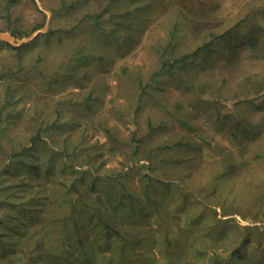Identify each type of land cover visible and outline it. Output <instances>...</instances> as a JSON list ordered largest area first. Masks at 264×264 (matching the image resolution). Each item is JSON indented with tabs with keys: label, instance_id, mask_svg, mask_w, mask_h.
Instances as JSON below:
<instances>
[{
	"label": "rangeland",
	"instance_id": "1",
	"mask_svg": "<svg viewBox=\"0 0 264 264\" xmlns=\"http://www.w3.org/2000/svg\"><path fill=\"white\" fill-rule=\"evenodd\" d=\"M7 2L0 0L1 31L23 39L46 28L20 46L0 39V172L23 147L34 152L22 159L39 164L37 174L16 165L3 185L30 193L48 174L46 188L35 192L50 201L69 175H116L106 180L110 187L98 185L104 196L107 187L121 191L124 178L144 202L132 209L140 216L127 202L108 214L125 235L124 254L83 201L75 207L80 236L66 223L73 241H88L103 264H264V0ZM96 14L95 22L89 16ZM172 29L176 57L208 41L209 32L221 35L186 69L156 74ZM139 138L134 155L130 140ZM174 143L181 144L156 148ZM149 155L159 161L155 170ZM148 173L154 186L155 179L167 185L150 189L157 210L144 192ZM24 176L36 187L19 184ZM87 187L82 197L92 203L96 192ZM55 202L46 210L52 221L69 210ZM131 220L142 223L128 232ZM23 222L33 233L28 241L47 224ZM53 225L43 236L50 247L67 238ZM149 228L152 236L143 234ZM24 259L23 248L9 256Z\"/></svg>",
	"mask_w": 264,
	"mask_h": 264
},
{
	"label": "trees",
	"instance_id": "2",
	"mask_svg": "<svg viewBox=\"0 0 264 264\" xmlns=\"http://www.w3.org/2000/svg\"><path fill=\"white\" fill-rule=\"evenodd\" d=\"M11 2H13V0H8L7 5H9V3ZM130 12L131 10L126 12L123 11L119 14L121 17H128L130 15ZM99 16V14H96L89 17L96 22ZM108 19L112 21L111 16H109ZM11 33L14 36H17L14 32ZM175 33V30L172 29L169 33L168 42L165 44L163 49L159 51L160 66L156 74L173 75L176 69H186L193 64L194 58H196L201 51H208L213 45L214 40L221 35H216L215 32H209L208 36L210 38L208 41L204 42L193 51L189 53H183L180 56L176 57L171 55V52L174 48ZM226 33L227 31H224V34ZM150 128L151 127H149V131ZM40 140V131L38 129L36 133L30 137V141L32 142L33 147L36 148L37 144L41 142ZM140 140V138L138 139V142H135L133 139L130 140L132 141L131 144L133 146L134 155L139 154L140 152L138 151V143L140 142ZM180 144L181 143H174L165 146L157 145L156 148L167 150L171 147L180 146ZM31 150L32 149L23 147L20 151L14 153L13 156L11 155L13 157L12 160L9 163H6L4 167H2L0 172V210H2V212L0 213V264H44L45 262H49L52 264H103L101 263V261H98V255L91 248L88 241H81V238H79L80 241H73L74 239L69 233V226H67L66 223L72 222L70 223V225H74V233L76 235L79 234L80 236V231H78L80 223L79 221H77V217L75 214V207L77 206V201L79 200L83 201L85 208L88 207L90 209V212L87 214L89 215V218L92 219L95 216L94 222L101 223L102 227L107 232H114L115 239L118 240L114 245V250L116 249L119 254H124L126 246L125 241H122V239H124L125 235L110 224L111 212L126 207L124 202H127L130 206H132L130 207L131 211H133L138 204L144 203L143 200L137 195H133L132 192H129V190L126 188L124 178L122 180L123 182L120 181L121 191L118 192L117 188L110 190L109 187L111 186V183L106 181L112 178H116V175L113 176L111 174H102L91 176L86 175L87 173H89L88 171H85L86 174L81 173L80 175H69L65 180L60 181V195L57 196L54 195V193H51L52 195H50V201L49 195H46L44 192L40 194L35 192V190H39L42 185H44L43 189L46 188L45 183L47 181L48 174H44V182L42 184L41 182L37 183V188L33 191H30V193L26 191H20L21 189L12 191L15 185H3V183L8 175L18 172L16 165L20 164L22 167L27 168V170H30L31 172L33 171V174H37L36 172L38 171L37 169L39 168V164L36 161L34 162L33 160L28 161L22 159V155L33 154L34 151ZM52 151L54 152V150ZM53 152L48 156V158H50ZM62 152H66L65 149H63ZM154 157L155 156L152 155L147 156L148 160H150L149 168L151 170H155L157 168V164H159V161L154 160ZM47 161L49 162V160ZM119 175H121V173L117 174V176ZM28 177L29 176L22 177L18 183L23 184L26 187L29 185H34V187H36V183L31 184V182L26 180ZM144 177L146 178L144 181V192L147 198L152 201L153 205H150L153 206V209L155 205V209L157 210L156 206H158V200L152 196L151 191L155 190L157 187L165 189L167 185L165 182H163L162 179H155V182H158L159 184L158 186H154L153 176L150 173L145 174ZM118 179H120V177ZM104 181L109 186L107 188V185L105 186L106 190L109 193L105 196L104 184L100 189L98 188L100 182L102 183ZM113 183H115V181H113ZM85 185H88L87 188L89 191L96 192L95 196L93 198H90V200L94 199L92 203H89L87 200H85L84 197H82L84 188L86 187ZM26 187L24 190H26ZM55 201L67 203L69 210L67 214H64V216L57 215L55 217V221H52L49 211L46 212V210H50L55 206V204H59ZM32 211H35V213L32 214ZM132 213H137V216H140V211H133ZM38 219H45L47 221V224L41 225L39 229H36L34 231V238L31 239L32 241H28L30 240L28 237L33 235V233H31L29 226L28 228H24V225L27 222H23V220L31 221L29 222L30 224L32 222L37 224ZM52 222L57 223V227L53 225V230L55 229L57 231L58 229L59 232H63L64 230H66L67 233L66 241H64L63 239L62 241H56V245H52L54 247H50L51 244H53V241L47 242L43 237L44 235L45 237L46 235H49V233H47L48 226ZM39 223L41 222L39 221ZM141 223L142 222H139V220H131L129 223H127V231H136L137 226L140 227ZM155 223L158 224V226H162L164 224V227L162 226L163 228L167 227V221H162L161 223V221L156 220ZM171 230L172 227L170 226L167 231L171 232ZM154 232L155 228H149V230L144 231L143 234L150 233V236H152ZM18 237H20L19 241L16 240L18 239ZM60 237L63 238L62 235H60ZM106 238H109V236L106 235ZM104 242L105 244L110 243V241ZM144 242L149 243V241ZM242 243L239 244L237 248H235L234 252L238 251ZM21 248H23L24 250L26 259H24L23 262L19 263L11 262L9 260V256L16 253Z\"/></svg>",
	"mask_w": 264,
	"mask_h": 264
},
{
	"label": "water",
	"instance_id": "3",
	"mask_svg": "<svg viewBox=\"0 0 264 264\" xmlns=\"http://www.w3.org/2000/svg\"><path fill=\"white\" fill-rule=\"evenodd\" d=\"M46 26H44L42 29L37 30L32 36L23 38V39H17L13 34L8 32L0 31V39L6 41L7 43L13 45V46H20L26 42L31 41L36 35H38L40 32L45 30Z\"/></svg>",
	"mask_w": 264,
	"mask_h": 264
}]
</instances>
